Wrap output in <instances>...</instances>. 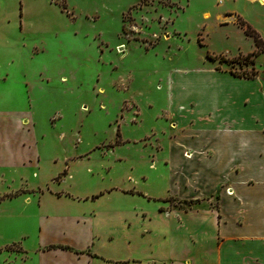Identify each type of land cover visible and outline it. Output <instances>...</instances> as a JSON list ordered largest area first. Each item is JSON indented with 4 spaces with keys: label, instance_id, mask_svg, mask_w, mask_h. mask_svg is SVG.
<instances>
[{
    "label": "rangeland",
    "instance_id": "1",
    "mask_svg": "<svg viewBox=\"0 0 264 264\" xmlns=\"http://www.w3.org/2000/svg\"><path fill=\"white\" fill-rule=\"evenodd\" d=\"M240 19L264 41V0H0V264H107L141 219L190 206L167 196L192 191L171 140L241 95L231 75L264 80Z\"/></svg>",
    "mask_w": 264,
    "mask_h": 264
},
{
    "label": "crops",
    "instance_id": "2",
    "mask_svg": "<svg viewBox=\"0 0 264 264\" xmlns=\"http://www.w3.org/2000/svg\"><path fill=\"white\" fill-rule=\"evenodd\" d=\"M231 76L244 86L241 95H228L222 104L208 98L211 110L196 114V120L205 126L181 128L171 140V156L175 153V157L170 167L177 171L171 172L169 180L173 187L192 191L188 197L182 193L167 196L190 201V206L167 208L165 203L141 219L138 226L142 229L127 235L126 248L113 252L105 263L264 264V80L259 74L254 78ZM203 105L199 110L208 103ZM184 149L191 158L184 160ZM188 162L190 172L180 168ZM212 195L217 196L216 206L207 201ZM134 234L144 246L137 256L132 253ZM55 244L50 245H63L58 249L62 253L68 249L65 244ZM50 245L46 251L54 252ZM23 249L21 256L15 257L22 258V263L33 251ZM122 250L125 253L121 254ZM92 254L98 255L89 251L85 258L93 260ZM2 260L7 264L8 256Z\"/></svg>",
    "mask_w": 264,
    "mask_h": 264
},
{
    "label": "trees",
    "instance_id": "3",
    "mask_svg": "<svg viewBox=\"0 0 264 264\" xmlns=\"http://www.w3.org/2000/svg\"><path fill=\"white\" fill-rule=\"evenodd\" d=\"M238 25L241 27V29L244 31V33L246 35H249L250 37H252L255 47H256V51L248 53L247 55L244 56V59H248L250 58V63H253V57L256 56V54L259 51H263L264 50V42L262 40V38L260 37V35L256 32V30H254L249 24H247L244 20L240 19L238 22ZM255 71H253L250 74H247L246 76H244L245 78H254L255 75ZM235 76H239V77H243L241 75H236ZM19 251V250H18Z\"/></svg>",
    "mask_w": 264,
    "mask_h": 264
}]
</instances>
